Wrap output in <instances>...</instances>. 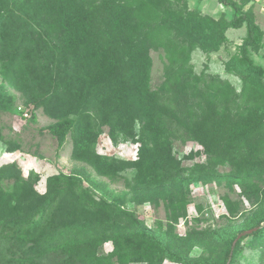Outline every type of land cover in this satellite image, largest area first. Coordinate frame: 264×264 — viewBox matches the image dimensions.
I'll use <instances>...</instances> for the list:
<instances>
[{
  "label": "trees",
  "instance_id": "obj_1",
  "mask_svg": "<svg viewBox=\"0 0 264 264\" xmlns=\"http://www.w3.org/2000/svg\"><path fill=\"white\" fill-rule=\"evenodd\" d=\"M90 1L96 0H0V33L9 28L23 30L19 43L25 47L10 56L0 51V70L11 75H3L11 85L22 84L19 90L26 104L39 108L55 99L59 109V100L66 95L58 88L67 90V86L78 84L83 105L100 108L112 138L121 133L140 143L138 158L132 163L139 170L132 180L110 169L111 161L121 163L116 159L101 158L94 151L82 158L109 181L122 180L123 187L138 193L152 192L164 182L197 180L182 177L181 162L172 151L175 140L201 141L203 137L205 146L209 147L211 140L212 147L219 148L215 152L219 163L234 161V152L216 144L219 141L211 126L241 96L227 80L197 74L189 63L194 48L214 51L221 41L222 30H217L215 20L196 15L185 0H104L105 17L100 19L94 6L83 11ZM219 1L232 10L230 27L246 26L239 62L255 76L264 75V68L255 65L247 53V47L260 40L257 26L241 13L235 0ZM27 32L29 38L24 37ZM150 50L159 52L162 72L161 82L154 87L150 85ZM25 53L32 58H25ZM36 71L49 73L51 90L37 88L35 84L40 83L33 86L26 78ZM247 83L243 80V87ZM10 97L0 84L1 111L7 110L5 103ZM79 124L77 117L65 115L45 130L61 146L68 131ZM217 126L223 139L232 132L220 120ZM229 134L230 139H236ZM244 138L238 136L241 141ZM236 155L242 157L241 152ZM18 178L21 170L15 163L0 166V184ZM61 194L55 191L40 196L33 206L23 209V215H13L12 208L8 211L0 204V214L5 212L0 220V264H128L136 255L143 262L154 255L178 258L172 247L149 234L133 213L118 208L122 200L117 196L111 197L110 203L102 201L104 210L99 216L85 218L87 222L112 223L95 228L76 225L69 233L62 232ZM164 206L171 213L168 221L178 223L179 216L185 214L186 200L177 196L165 200ZM113 213L116 217L112 219ZM116 221L122 225L120 229L105 230L106 226L116 228ZM258 228L254 234L262 229ZM107 241L113 248L104 253L101 245ZM240 241L229 244L226 264H231ZM137 246L143 251L135 253Z\"/></svg>",
  "mask_w": 264,
  "mask_h": 264
},
{
  "label": "rangeland",
  "instance_id": "obj_2",
  "mask_svg": "<svg viewBox=\"0 0 264 264\" xmlns=\"http://www.w3.org/2000/svg\"><path fill=\"white\" fill-rule=\"evenodd\" d=\"M235 1L241 13L249 17L260 32V40L248 46L247 53L255 65L264 68V0ZM185 2L196 15L214 19L217 30H222L215 50L194 48L189 63L197 74L227 80L237 96H241L235 104L228 105L230 109L211 126L212 135L220 142L216 144H223V150L234 152V161L219 163L215 155L219 148L212 147L211 140H205L210 143L209 147L205 146L203 137L201 141L175 140L172 151L181 162L182 177L192 176L197 180L164 182L161 188L146 194L126 189L122 180L109 181L82 157L94 151L101 158L116 159L121 163L111 161L110 169L132 180L139 170L132 163L138 158L140 143L121 133L112 138L100 108L83 105L84 97L78 84L67 86V90L62 86L58 88L66 95V99L59 100V109L55 99L36 108L26 104V97L19 90L22 84L11 85L3 78L4 74L11 75L7 71L2 74L0 70V84L11 94L5 103L7 110H0V166L15 163L21 170V178L1 181L0 204L4 209L12 208L11 214L23 215V209L33 206L40 196L61 191V231L69 233L76 225L95 228L112 223L87 222L85 218L99 216L104 210L102 201L110 203L111 197L117 196L122 200L118 208L133 213L149 234L169 244L171 252L178 255L176 260L154 255L152 260L144 262L136 255L128 264H226L229 244L239 239L231 264H264V75L255 76L239 62L241 43L247 31L245 23L239 28L229 26L230 7L219 0ZM105 3L104 0L90 1L83 5V11L94 6L101 19L105 17ZM24 37L29 38V32ZM22 39L23 30H1L0 51L7 56L22 52L25 48L19 43ZM27 54L25 58L31 59ZM147 56L150 85L154 87L161 82L159 52L150 50ZM26 78L35 87L51 90L48 72L36 71ZM243 80L248 82L244 87ZM201 104L203 106V101ZM18 107L27 109L28 116H22ZM197 113L200 114L199 109ZM65 115L77 117L80 124L68 131L59 146L58 140L45 128ZM219 120L236 139H230L228 132L224 139L220 137ZM136 129L139 130L138 125ZM239 135L244 136V140H239ZM237 152H241L242 157L236 155ZM177 196L186 200L185 214L179 216L178 223L169 222L171 213L164 203ZM114 213L112 219L116 217ZM4 215L5 212L0 214V220ZM114 224L118 226H106L105 230L114 232L122 227L118 221ZM258 227L262 229L254 234ZM253 228L256 230L247 233ZM128 230L130 228L124 231ZM101 246L104 253L113 248L111 241ZM141 251L139 246L134 250L135 253Z\"/></svg>",
  "mask_w": 264,
  "mask_h": 264
},
{
  "label": "built area",
  "instance_id": "obj_3",
  "mask_svg": "<svg viewBox=\"0 0 264 264\" xmlns=\"http://www.w3.org/2000/svg\"><path fill=\"white\" fill-rule=\"evenodd\" d=\"M18 110L21 111L22 110L21 107H18ZM22 116H24V117L28 116L27 110H22Z\"/></svg>",
  "mask_w": 264,
  "mask_h": 264
},
{
  "label": "water",
  "instance_id": "obj_4",
  "mask_svg": "<svg viewBox=\"0 0 264 264\" xmlns=\"http://www.w3.org/2000/svg\"><path fill=\"white\" fill-rule=\"evenodd\" d=\"M255 230H256V228H253V229L247 231V233H251V232H253V231H255ZM243 234L246 235V233H243ZM235 242H236V240H234V241L232 242V245H234Z\"/></svg>",
  "mask_w": 264,
  "mask_h": 264
}]
</instances>
